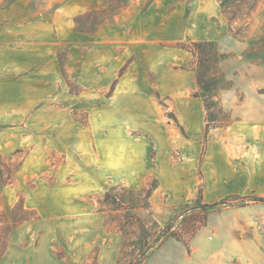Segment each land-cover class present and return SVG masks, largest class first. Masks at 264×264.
<instances>
[{
    "label": "rangeland",
    "instance_id": "374dc122",
    "mask_svg": "<svg viewBox=\"0 0 264 264\" xmlns=\"http://www.w3.org/2000/svg\"><path fill=\"white\" fill-rule=\"evenodd\" d=\"M235 5L249 18L219 0H0L33 106L0 153V175L15 172L0 213L22 201L34 217L9 238L11 264H264V204L236 198L264 197V63L248 55L264 2ZM188 42L228 56L208 137L192 57L174 48ZM226 199L187 248L155 249Z\"/></svg>",
    "mask_w": 264,
    "mask_h": 264
},
{
    "label": "trees",
    "instance_id": "16d2710c",
    "mask_svg": "<svg viewBox=\"0 0 264 264\" xmlns=\"http://www.w3.org/2000/svg\"><path fill=\"white\" fill-rule=\"evenodd\" d=\"M232 1H248L255 4L264 2V0H219V5L223 13L231 14V18H228L230 21H236L237 19H242V17L247 19L250 16V13H243L241 7L238 5H235L231 12L226 13L225 10L231 8V5L234 3ZM230 2L231 4L228 5ZM75 25L77 26V31L82 32L83 29L80 27L78 19L75 20ZM174 48L185 51L192 57L191 66L188 69L195 73L198 87V91L193 94V97L201 99L205 104L207 116L205 118L204 137H208L209 131L218 128L220 125L218 120L215 119L210 112L213 105L211 99L215 97V91L217 89H227L231 87V85L227 88L225 87L224 76L219 70V64L226 60L228 56L222 53L214 42H188V45L185 43H177ZM248 55L250 59L259 63H264V27L257 39L250 44ZM221 109V106H219L218 110L220 112L222 111ZM2 167L4 169L3 175H0V189L12 183L15 173L7 161L2 163ZM149 192L150 190L147 192V196ZM236 198L244 200L246 203L245 205L248 203L264 204V197L251 198L245 196ZM228 201L229 199L214 204L198 203L195 207L197 215L184 222L183 230L181 231L182 236H179L175 232L169 233L170 227H168L166 228L167 231L161 234V240L158 242L155 249L160 248L170 238L181 242L183 246L187 248L189 241L201 228L206 226L207 217L210 212H214L215 208L218 206H226V202ZM33 218L34 217L29 214V211L24 209L22 201L15 205L10 215L0 213V260L9 247V238L13 230L26 222H30ZM141 253L138 252V256L143 258L144 255H141Z\"/></svg>",
    "mask_w": 264,
    "mask_h": 264
},
{
    "label": "crops",
    "instance_id": "0c3cea01",
    "mask_svg": "<svg viewBox=\"0 0 264 264\" xmlns=\"http://www.w3.org/2000/svg\"><path fill=\"white\" fill-rule=\"evenodd\" d=\"M0 25V153L6 155L15 149L14 146L7 143L6 139L19 132L33 106L30 103L29 87L23 88L21 50L16 45L15 39L9 44L6 43V29L2 26L3 24ZM23 98H25L24 105H22ZM22 225L13 230L12 233L16 232ZM10 252V247H8L0 260V264H11L12 255Z\"/></svg>",
    "mask_w": 264,
    "mask_h": 264
}]
</instances>
